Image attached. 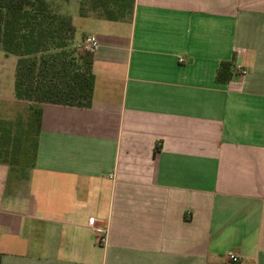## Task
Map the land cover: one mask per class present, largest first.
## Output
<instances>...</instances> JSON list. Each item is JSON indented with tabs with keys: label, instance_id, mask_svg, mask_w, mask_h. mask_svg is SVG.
I'll use <instances>...</instances> for the list:
<instances>
[{
	"label": "crops",
	"instance_id": "0c3cea01",
	"mask_svg": "<svg viewBox=\"0 0 264 264\" xmlns=\"http://www.w3.org/2000/svg\"><path fill=\"white\" fill-rule=\"evenodd\" d=\"M71 18L91 105L38 106L34 163L0 162V264H264V0Z\"/></svg>",
	"mask_w": 264,
	"mask_h": 264
},
{
	"label": "trees",
	"instance_id": "16d2710c",
	"mask_svg": "<svg viewBox=\"0 0 264 264\" xmlns=\"http://www.w3.org/2000/svg\"><path fill=\"white\" fill-rule=\"evenodd\" d=\"M76 1V11L80 17L106 20L129 19L134 3V0H130L126 8L127 18H121L106 4L97 6V2L107 0H90V11L98 12L96 16L87 14L84 3ZM66 8L57 12L46 0H0V48L16 57L13 81L16 99L38 106L90 107L94 86V53L74 43L75 26ZM232 74V62L223 60L214 79L217 83H227ZM33 115L36 137L32 163L37 149L41 108L35 109ZM5 155L0 158L1 163L18 165L16 160L7 161Z\"/></svg>",
	"mask_w": 264,
	"mask_h": 264
},
{
	"label": "rangeland",
	"instance_id": "374dc122",
	"mask_svg": "<svg viewBox=\"0 0 264 264\" xmlns=\"http://www.w3.org/2000/svg\"><path fill=\"white\" fill-rule=\"evenodd\" d=\"M46 1L57 12H62L64 7H68L66 8L68 14L76 12L73 0ZM78 1L84 3L87 14L92 16L98 15V12L90 11V0ZM129 2L130 0H107L105 2H97V6L100 7L101 4H106V6L117 13V16L127 18L126 8ZM74 20L77 33L81 34L80 31H85L82 28L81 19H78L75 14ZM74 43L84 46L85 38L83 35L77 36L75 34ZM15 62V56L6 53L0 48V158H4L3 156L6 153L7 161L12 159L18 161V165H30L32 163V151L36 137L33 112L38 108V105L18 100L14 97Z\"/></svg>",
	"mask_w": 264,
	"mask_h": 264
},
{
	"label": "built area",
	"instance_id": "2783aa9c",
	"mask_svg": "<svg viewBox=\"0 0 264 264\" xmlns=\"http://www.w3.org/2000/svg\"><path fill=\"white\" fill-rule=\"evenodd\" d=\"M98 41L95 38V36H87L85 38V43H84V47L86 50L90 51V52H95L98 49ZM179 62L183 61L182 58H179L178 60ZM241 75H245L246 71L245 70H241ZM88 223L91 226L94 234L97 236V240L100 244H104L106 242V238H107V228H102L96 225V221L93 217L88 219ZM228 259L231 262V264H237L238 263V257L237 255L234 254H228Z\"/></svg>",
	"mask_w": 264,
	"mask_h": 264
}]
</instances>
